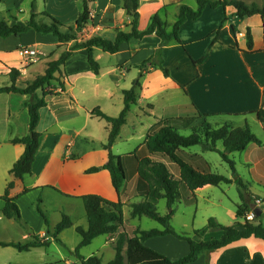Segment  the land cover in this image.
Masks as SVG:
<instances>
[{
  "label": "crops",
  "instance_id": "0c3cea01",
  "mask_svg": "<svg viewBox=\"0 0 264 264\" xmlns=\"http://www.w3.org/2000/svg\"><path fill=\"white\" fill-rule=\"evenodd\" d=\"M36 3L37 13L48 12L64 25H74L83 10L84 0H43L42 3L37 0ZM32 5V0L30 6L28 0H1L0 21L4 20L10 26H24L30 20ZM182 5L188 6L186 0H141L139 30L147 29L156 14L168 24H173ZM89 8L91 21L78 35L77 41L61 44L54 35H44L33 29L19 36L0 37V88L13 85V69L19 72L15 87L25 89L38 77L44 76L49 63L59 60L62 53L70 51L75 43L93 37L114 41L120 31L130 32L128 25L131 18L123 10V0H90ZM249 32L253 39L252 49L248 46ZM179 36L181 43L172 42L163 49L164 66L170 76H165L159 69L145 73L140 81L141 87L136 90L137 104L131 106L126 124L111 148L115 156L122 158L128 177L120 194L108 170L88 172L106 165L110 155L106 146L111 125L96 116L94 111L99 109L111 118L120 116L125 107L124 91L130 90L139 77L140 70L136 66L160 50L162 40L159 37L151 35L141 40H131L122 44L115 54L95 48L94 57L100 66L98 75L91 70L86 49L72 51L60 72L55 74V80L51 81L48 87L51 93L44 97L47 106L40 109L37 127L42 134L40 148L32 174L21 180L14 178L10 171L23 155L25 147L14 144L13 140L29 133L30 118L26 104L30 97L14 92L0 94V197L5 194L8 184L14 182L10 197L15 199L22 220L5 218L2 214L5 201L0 198V243H20L11 236L18 222L26 231H30L23 236L27 237L25 243L32 242L33 235L41 240L46 239L50 244L60 242L67 231L57 238L54 231L62 221L63 214L73 222V226L67 230L77 232L78 227L87 230L88 219L80 199L83 196L97 195L114 203L121 201L125 204L124 208L127 207L132 198H137L140 185L134 157L129 155L141 147L151 129L164 119H175L173 124L178 130L187 129L193 133L201 131L197 125L202 120L201 116H210L208 122L234 118L241 119L244 126L248 124L262 145L250 144L242 152V165L248 168L252 180L263 187V196L248 193L261 200L258 208L264 215V124L254 114L264 108V17L239 18L229 8L207 7L199 19L186 20ZM24 48L38 52L35 61L26 68V61L19 53ZM204 57L203 62L195 63ZM38 95L42 98L43 92L39 90ZM250 123L255 124L259 132ZM189 154L188 161L197 170L211 172V166L204 157ZM169 165L175 177L179 178L180 170L173 164ZM131 182L133 187L128 189ZM210 187L207 185L198 189L194 197ZM25 189L29 192L23 194ZM39 198L40 207L45 213L60 214L56 224L50 222V216L47 217V230H37L31 221L40 216L37 215L36 204ZM236 212H228L234 223L237 221ZM138 228L144 230L127 223L117 235H104L109 236L106 244L113 246L121 232L132 237ZM200 234L195 239L202 241L201 237L206 236V241L220 238L222 232L211 231L207 227ZM255 241H242L220 252L203 255L196 264H208L209 257L211 264H264V243ZM143 246L172 261H178L190 252L187 241L172 235L148 239ZM76 248H71V251ZM105 253L108 250L102 245L98 256L105 264L116 256L114 249V255L107 261L104 259ZM155 257L153 253H148L141 260L151 261ZM73 264H79V260Z\"/></svg>",
  "mask_w": 264,
  "mask_h": 264
},
{
  "label": "trees",
  "instance_id": "16d2710c",
  "mask_svg": "<svg viewBox=\"0 0 264 264\" xmlns=\"http://www.w3.org/2000/svg\"><path fill=\"white\" fill-rule=\"evenodd\" d=\"M198 9L193 10L186 5L179 8V13L176 21L173 24H168L163 21L160 15L156 14L152 17L151 23L144 31L138 28L141 6V0H123V10L131 18V23L128 27L130 32L120 31L114 41L106 40L100 37H93L81 43H75L70 51L62 53L57 61L50 62L44 76L38 77L33 83L29 84L25 89L15 87L16 77L19 72L15 69L11 72L13 85L11 87L0 88V94L3 93H19L27 95L30 100L27 102L29 113V133L20 139L13 140L14 144H22L25 151L21 158L14 164L10 173L16 179H23L26 175L32 174L33 164L41 144L42 134L37 131L40 121V109L47 106L44 97L51 93L47 91L51 85V81L55 80V74L60 72L61 67L71 56L72 51L78 48L86 49L89 55V64L94 74L98 75L100 66L94 57V49L101 48L105 52L115 54L121 45L131 40H141L147 36L156 35L162 40L160 50L149 60L137 65L140 70L139 77L134 81L133 87L130 90L124 91L125 107L117 118H111L99 109L94 111V114L103 118L111 125L109 142L106 148L110 151L109 161L102 167L90 169L89 173H95L101 169L108 170L111 173L113 185L116 191L120 194L122 188L127 181V173L125 166L122 163L120 156H115L111 152V148L118 138L121 128L126 124V116L132 105L137 104L136 90L141 87V78L154 69L163 71L165 76H170L169 70L164 66L163 49L172 42L181 43L179 31L181 26L188 18L197 20L202 15L205 8L218 7H233L239 18L253 17L261 15L264 17V9H259L257 6H247L240 1L228 0H196ZM37 0L33 1L30 20L26 25L10 26L6 21H0V37L8 38L10 36H19L33 29L38 33L52 34L61 44H66L72 41H77L78 35L87 27L91 21V11L89 8L90 0H84L83 10L79 15L74 25H64L59 20L54 18L48 12L37 13ZM1 3V0H0ZM248 46L252 49L253 39L248 33ZM206 59L195 62L201 63ZM43 92V97L38 95V91ZM259 122L264 124V108L254 113ZM210 116H201L204 121V132L195 131L190 136H182L179 130L174 126L175 119H164L156 124L147 135L146 140L133 154L135 172L139 176L140 185L138 187L139 202L131 203V216L133 219L148 217L158 222L163 229L141 230L136 229L133 236L129 237L126 232L118 234L113 247L116 251L115 258L106 264H196L203 255H209L215 252H220L225 248L238 244L242 241L254 239L264 243V225L258 222L246 220V214L250 212L248 205H245V194L240 191V199L242 204L238 206L236 217L237 221L231 226H223L215 219L209 220L208 230L221 231L222 235L218 239H209L206 241H196V239L178 234L171 226L172 214L161 215L157 208L156 202L165 200L168 209H171L175 203L181 200V186L194 196V193L207 185L218 187L222 184L231 185L237 184L244 191L246 186L237 175L236 163L230 159L232 153H242L247 150L252 143L262 145V141L252 132L249 125L244 127H235L232 125H224L218 128H211L208 122ZM222 142L224 151L217 149V143ZM201 146L205 152H218L224 162L228 163L235 174L234 179H229L219 174L212 172H202L197 170L186 158L185 149ZM173 164L180 170V177L177 178L171 171L170 165ZM15 187L14 182H10L7 186L5 194L0 198L5 201V207L2 214L7 219L21 220V212L15 199L10 197L11 190ZM25 189L23 194L28 193ZM83 202L86 216L88 219V229L78 227L77 233L82 240L75 250V255L79 260V264H105L103 260L93 255L85 258L80 255V250L100 236L117 235L121 229H125L123 208L125 206L121 201L114 203L97 195H87L80 197ZM41 204V198L38 199ZM37 212L42 217L46 227L49 226L46 213L40 205H37ZM241 220H245L244 223ZM73 222L71 218L63 214L62 221L56 226L54 237L57 238L63 231L71 228ZM195 234L200 235V231H195ZM172 235L179 240L187 241L190 245V252L187 256L178 261H171L169 258L155 253L143 246V242L148 239ZM34 241L26 244L21 243H0V247H12L19 252H29L32 249L39 247H48L50 242L46 239L41 240L38 236L33 235ZM148 253H153L156 257L151 261H142L141 259Z\"/></svg>",
  "mask_w": 264,
  "mask_h": 264
},
{
  "label": "rangeland",
  "instance_id": "374dc122",
  "mask_svg": "<svg viewBox=\"0 0 264 264\" xmlns=\"http://www.w3.org/2000/svg\"><path fill=\"white\" fill-rule=\"evenodd\" d=\"M33 1L34 0H32V2ZM42 1L43 0H38V3H42ZM231 1H240L247 6L255 5L261 10L264 9V0H228V2ZM186 4L190 6L193 10H197L199 7L198 2L196 0H186ZM28 6H30V0H28ZM227 8L233 10L236 13V10L233 7L230 6ZM47 91H51L50 88H48ZM209 123H211V128L214 129L227 124L232 126L236 125L237 127H244V122L241 121V119L239 120L234 118L217 121L214 120V122ZM197 125L199 126V129L204 132L203 119ZM250 125L253 127L254 130H256V132H259L255 124L252 125L250 123ZM179 133L182 136H190L192 135L193 131L187 129H180ZM260 136L262 135L260 134ZM223 149L224 148L222 142H219L218 150L223 151ZM184 151L187 160H189V153L199 154L209 162L212 173L222 175L229 179L235 178V174L231 169L230 165L224 162L218 152H204L201 146L191 147L189 149H185ZM229 157L236 163L237 175L243 180L247 191H244L237 184H222L218 187L211 186L210 189L203 192H199L194 197L191 195V193L187 190L186 187L181 186V200L175 203L171 209H168L167 202L165 200H159L156 202V208L161 215L165 216L173 213L170 224L178 234L187 235L195 239V231L204 232V229L207 228L209 225L210 219H215L219 224L223 226H231L232 224H234V221L231 220V215L228 212L230 210L234 212L237 211L238 207L236 205L241 203L240 191H242V193L246 195L245 205H248L250 208V212L246 214V220H249L251 222L260 221L264 225V215L262 214L260 218H257L254 214V210L251 208L252 205L260 207L261 200L258 197H253L250 193H248V191H250L252 193H256L263 196V187H260L258 183L252 180V176L250 175L248 168L242 165V160L244 158L242 153H233L230 154ZM128 176L130 175L128 174ZM129 185L130 186L128 189H131V187H133V183L131 182ZM138 199V196L137 198H132V202H130L129 205L123 209L125 224L127 225L128 223L129 226H140L144 230H162L163 227L158 222L148 217H143L141 219L132 218L130 204L139 202ZM36 204L41 205L38 203V201ZM27 214H29L30 216L31 213L29 210L27 211ZM38 214L39 213L37 212V215ZM46 216H50V222L52 224H56L59 220L60 214L55 212L49 213L46 211ZM40 219V216H37V218L31 219V221L35 226H37V230H43V228L47 230V227L45 226L44 222L42 221V219ZM241 221L244 223L245 220ZM16 225V230L11 234V236L15 241L23 243L24 245L26 244L25 239L27 237L24 238L23 236L24 234H28L26 232L30 231H26L25 227H23L19 222ZM66 231L67 232L63 235V239H60V242L54 241L51 242L48 247L35 248L29 252H19L18 250L12 247L0 248V264H73L77 261L78 258L75 255V250L73 249V251H71V248H76V246L79 244L78 242H80V236L73 229ZM200 235L198 236L200 237ZM108 237L109 236H100L96 238L95 240H93L90 246L83 248L80 251V255L84 257L89 256V254L98 256V250H100V247L102 245H105L108 250V253H105L104 259L107 261L110 260V258H112V256L114 255V247L112 246V244H106V240ZM205 237L206 236H203L201 238H203V240L205 241ZM255 242L262 243L259 241ZM210 260L211 259L209 257L208 264H211Z\"/></svg>",
  "mask_w": 264,
  "mask_h": 264
},
{
  "label": "built area",
  "instance_id": "2783aa9c",
  "mask_svg": "<svg viewBox=\"0 0 264 264\" xmlns=\"http://www.w3.org/2000/svg\"><path fill=\"white\" fill-rule=\"evenodd\" d=\"M19 53L20 56L26 61L25 68L32 64L35 61V58L38 56V52L31 48L21 49Z\"/></svg>",
  "mask_w": 264,
  "mask_h": 264
},
{
  "label": "water",
  "instance_id": "95a60500",
  "mask_svg": "<svg viewBox=\"0 0 264 264\" xmlns=\"http://www.w3.org/2000/svg\"><path fill=\"white\" fill-rule=\"evenodd\" d=\"M254 210V213L256 214L257 218H260L262 215V210L258 208L256 205H252L251 207Z\"/></svg>",
  "mask_w": 264,
  "mask_h": 264
}]
</instances>
